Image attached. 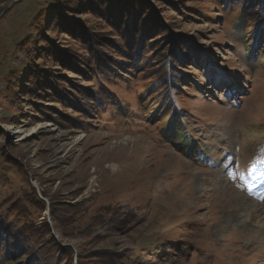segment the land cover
Masks as SVG:
<instances>
[{"label":"rangeland","instance_id":"rangeland-1","mask_svg":"<svg viewBox=\"0 0 264 264\" xmlns=\"http://www.w3.org/2000/svg\"><path fill=\"white\" fill-rule=\"evenodd\" d=\"M250 2L261 11L249 12L247 45L233 24ZM236 3L229 12L216 0H0V212L26 182L48 201L36 245L4 234L3 264H60L62 254L44 255L66 247L74 264H264V36L252 30L264 0ZM130 16L132 31L118 20ZM131 34L144 35L151 57L109 84L125 117L74 107L76 83L91 99L89 47L111 53ZM165 68L180 76L179 89L164 85L184 139L168 127L171 112L153 121L141 98ZM101 250L113 252L108 263Z\"/></svg>","mask_w":264,"mask_h":264},{"label":"trees","instance_id":"trees-1","mask_svg":"<svg viewBox=\"0 0 264 264\" xmlns=\"http://www.w3.org/2000/svg\"><path fill=\"white\" fill-rule=\"evenodd\" d=\"M240 0H216V2L221 6L225 7L227 11H234L238 7L237 3L239 4ZM261 1V0H259ZM69 4V3H68ZM255 4V2L253 3ZM56 7V6H55ZM222 7V6H221ZM58 8V7H56ZM261 8H256L255 5L252 6V3H246L245 6H241L240 10L237 11V18L234 21L233 27L235 31L240 35L241 39L245 40L247 45H249V41L246 40H251V37H248V35H245L246 30L249 27V12H253L255 10H258L259 12ZM46 11L45 9L40 10L39 12V17L37 18L39 22L41 23V15ZM199 11L193 13V15H198ZM203 12H201L199 15H201ZM118 17V16H117ZM264 19V12L262 14L257 15V19H255V22L253 23V28L252 30H255L258 32L257 36L258 37H263L264 33L261 31V26L264 25L263 22ZM115 19H110V22H113ZM121 26L124 27V24H130V31L133 30V28H136L135 26L137 25V22L133 19L132 16L130 18H119ZM146 26V25H144ZM264 29V28H263ZM262 29V30H263ZM90 31V30H89ZM88 31V32H89ZM129 31V32H130ZM90 33V32H89ZM128 33V32H127ZM126 33V34H127ZM140 31H138V34ZM143 33V32H142ZM125 34V35H126ZM137 35L131 34L129 39L119 42V44L115 47L116 51H111V53H107L103 48L99 46H94V47H89V52L93 56L92 61L90 62V68L91 69V81H92V88H90V98H83L81 97L82 93H85L86 88L82 84L76 83L74 86V90H76V93L79 94L78 100L74 101L72 103L74 107H83L86 112H88L90 115H93L97 117L100 120V116L103 112H106L109 107H111V112L119 114V116L123 115L125 117L126 110H128V104L124 103L120 96L117 95L118 91H115V88L110 89L109 84H112V80L119 79L120 74H122L121 70H123V67H126V71L133 73V77H135V72L136 69L139 68L141 64L145 67L144 63H149L148 59L151 57L150 54L146 51L147 47L149 46L146 44V39L143 34H141V37H137ZM243 35V38L242 36ZM93 35H91L92 37ZM251 42H254L251 40ZM92 43V42H91ZM93 50V51H92ZM112 53H115L112 55ZM184 53V52H183ZM197 54H192V57H202V54L200 50H197ZM188 54V53H187ZM190 54V53H189ZM117 63V64H116ZM123 63V64H122ZM192 63H196L193 61ZM130 65V68L127 69V66ZM204 65H207V63H204ZM170 70L168 68H165L163 73L156 71L151 75L150 82L148 83V88L144 89L143 94L141 95L142 99H147V102H150L149 109H152L151 112V118L153 121H156L157 118L160 120L164 116H166V111L168 110V113L171 112L169 118V124L168 127L171 128V130L174 133H177L178 135L180 133L181 139H184L185 137L184 134V128H182V123L180 122V119L178 116L175 114L177 113V105L175 104V101H173L171 96L172 90H168L169 88L167 87L166 82L170 81L171 79V88L179 89L178 87V82L180 80H177L176 78L180 76L176 74H172L170 76L169 74ZM225 74V72L220 73L214 72L213 76L215 79H220ZM148 75V74H147ZM119 76V77H118ZM188 74L185 73V75L182 78H187V82L189 79ZM166 77V81H164ZM192 79V78H191ZM185 82V81H184ZM56 83V85L58 86ZM78 86V88L76 87ZM59 88V87H58ZM84 88V91H82ZM177 93V92H173ZM89 101V103H88ZM115 109V110H114ZM83 112V111H82ZM4 161L6 164L12 166V167H17L18 164L16 162H13L9 160V158L4 155ZM3 180H8L4 175H1ZM27 185L26 187H23V190H21L20 194L16 198V200L13 201L9 208V213L0 212V242L1 241H6L4 234L6 233L7 236H10L11 234L15 235L17 238H27L30 244H37V234H36V229H37V224H36V215H38L40 212L46 210L47 202L45 201L44 198H47L44 193L42 194V197L39 195L36 187L29 182H26ZM49 200V208L51 215L54 217L56 221H59V219L63 220L65 223L67 222L68 218L64 216V212H62L59 216L55 214V210L58 208L60 210H64L65 206H56L53 204V199L48 198ZM45 226V233L47 230V224ZM35 232V233H34ZM50 235V233H49ZM50 237V236H49ZM46 238V237H44ZM168 245L169 244H164ZM163 245V246H164ZM8 246L10 247V244H7L5 246L2 245V242L0 243V264H3L5 258H9L11 253L8 250ZM38 247V246H36ZM12 249V248H11ZM56 254L53 253H48L47 259L49 258H54L57 256H60L61 254L63 255L64 261H62L60 264H74L73 261V251L70 249V247L66 248H57ZM47 250V249H46ZM59 250L61 252H59ZM4 251V252H3ZM65 252V253H64ZM6 253V254H5ZM35 252H33L34 254ZM38 253V252H37ZM36 253V255H37ZM97 256H99V259L104 261L105 263H108L107 261L113 257V252L110 250H101L99 252H96ZM162 252H157L158 257ZM58 261V260H56ZM84 260L82 258H77L78 264H84Z\"/></svg>","mask_w":264,"mask_h":264},{"label":"snow or ice","instance_id":"snow-or-ice-1","mask_svg":"<svg viewBox=\"0 0 264 264\" xmlns=\"http://www.w3.org/2000/svg\"><path fill=\"white\" fill-rule=\"evenodd\" d=\"M258 175H261V173L256 172V164L254 162L252 166L248 169L247 176L251 177L252 179H256ZM241 179H245L244 174H241Z\"/></svg>","mask_w":264,"mask_h":264},{"label":"water","instance_id":"water-1","mask_svg":"<svg viewBox=\"0 0 264 264\" xmlns=\"http://www.w3.org/2000/svg\"><path fill=\"white\" fill-rule=\"evenodd\" d=\"M17 1V0H16ZM48 202V201H47Z\"/></svg>","mask_w":264,"mask_h":264}]
</instances>
